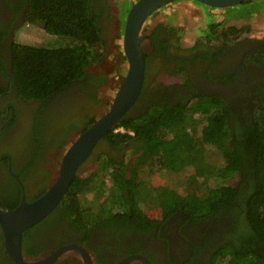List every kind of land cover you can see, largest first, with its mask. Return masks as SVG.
<instances>
[{
    "label": "trees",
    "instance_id": "1",
    "mask_svg": "<svg viewBox=\"0 0 264 264\" xmlns=\"http://www.w3.org/2000/svg\"><path fill=\"white\" fill-rule=\"evenodd\" d=\"M4 1L14 18L6 21L0 16V145H6L0 148L4 175L0 207L13 209L23 190L7 166L11 164L23 181L26 199L35 200L53 182L51 172L44 170L40 186L29 185L30 170L40 165L44 151L52 152L46 160L50 163L97 120L103 105L99 88L109 76L88 68L106 59L109 7L115 4L120 14H127L133 1ZM19 16L59 37L62 44L14 42L11 54L3 57L7 48L1 43ZM222 25L209 23L207 41L222 43L228 33L237 39L239 32L246 31V27ZM162 27L150 35L157 60L146 54L140 98L102 137L57 208L24 232L28 256L67 243L89 246L95 235L99 245L94 258L99 264L134 253L151 260L153 252H142L150 243L162 247L168 264H264V79L228 85L237 74L230 67L234 58L224 62L228 71L214 72L219 53L226 52L222 44L217 46L216 59L198 70L194 63L200 55L183 58L168 50L172 38V46L179 49L182 29L169 26L162 33ZM233 43L235 58L238 48L256 43L236 60L243 69L254 66L264 75V38ZM182 60L192 63L194 71L179 65ZM159 71L180 74L184 85L164 86L156 79ZM216 81H223L230 92L205 85ZM166 88L179 94L173 91L167 96ZM90 160L98 161V166L83 176ZM188 167L194 174L184 179L183 192L174 189L164 196L150 176L158 170L180 173ZM143 205L161 212L151 215ZM164 230L175 237L171 240ZM60 237L66 241L60 242ZM3 238L0 227V264H15ZM174 250L177 256L172 258Z\"/></svg>",
    "mask_w": 264,
    "mask_h": 264
},
{
    "label": "water",
    "instance_id": "2",
    "mask_svg": "<svg viewBox=\"0 0 264 264\" xmlns=\"http://www.w3.org/2000/svg\"><path fill=\"white\" fill-rule=\"evenodd\" d=\"M180 0H135L125 20L122 47L127 69L122 75L110 106L99 114L97 120L77 135L62 155L59 171L48 189L33 201L26 199L24 185L10 167L11 174L23 188L20 204L13 209L0 207V227L4 246L15 264H52L70 252L81 255L83 264H95L91 253L82 245L67 243L40 256L30 257L23 249L25 231L44 220L62 202L71 188L83 164L89 159L99 141L112 131L133 108L141 96L145 84L147 51L152 49L150 32L143 28L159 9ZM211 8H226L249 0H193ZM115 264H154L149 257L134 253L123 257Z\"/></svg>",
    "mask_w": 264,
    "mask_h": 264
},
{
    "label": "rangeland",
    "instance_id": "3",
    "mask_svg": "<svg viewBox=\"0 0 264 264\" xmlns=\"http://www.w3.org/2000/svg\"><path fill=\"white\" fill-rule=\"evenodd\" d=\"M117 1V0H116ZM133 2L135 0H132ZM128 13V12H127ZM110 19L107 20L109 27V34L107 45L105 46L106 59L100 63H92L88 71L90 72H104L109 76V82L99 88V95L103 101L100 112L106 110L114 95L122 82V75L127 69V63L122 47L123 30L126 20V12L120 14L117 6L113 4L109 7ZM0 16L6 21L14 18L13 12L8 8L4 0H0ZM223 22L222 26L236 25L238 27H246V31H242L241 38H264V4L261 0H249L236 6L226 7L221 9H212L211 7L204 6L193 0H180L168 5L166 8L160 9L156 12L148 22L145 24L143 31L150 32L155 24L165 23L174 24L178 27H184V34L182 37V44L184 47L190 46L195 43L198 35H206V29L209 23ZM222 26H219L222 28ZM22 43L31 45H47V46H60L62 40L57 37L46 33L37 25L26 23L23 16H19L14 23V29L10 36L5 35L2 48H7L6 51L2 50L3 57L7 56L10 52L12 44ZM164 80L173 81L174 78L168 75H162ZM4 84H7L4 81ZM225 89V87L221 86ZM102 113V112H101ZM69 145H67L68 147ZM66 147V148H67ZM66 148L61 154L52 158L49 163V170L51 177L54 180L58 174L61 158ZM98 166V161L90 160L82 172L86 175ZM153 172V171H152ZM156 173L155 175H153ZM152 176V181L155 186L163 188L161 194L168 195L178 189L183 192L185 188V180L194 174L191 167L186 168L180 173L165 172L163 170L155 171ZM109 176H104L108 181ZM185 179V180H184ZM144 207V210L152 211L151 215H159L161 210L159 208Z\"/></svg>",
    "mask_w": 264,
    "mask_h": 264
},
{
    "label": "flooded vegetation",
    "instance_id": "4",
    "mask_svg": "<svg viewBox=\"0 0 264 264\" xmlns=\"http://www.w3.org/2000/svg\"><path fill=\"white\" fill-rule=\"evenodd\" d=\"M166 7H163V8H166ZM212 9H221V8H212ZM159 25H163L164 26L160 30L162 33H165L166 29L169 26H175V27H177L179 29H182L181 34H180L179 44L177 45L179 47V49H175L172 46L173 43L175 42V39L172 38V40H171V42L169 44L168 50L170 52H172V54H175L176 53L177 56L182 55L183 58H186L188 56L191 57V56H193L195 54L200 55L199 61H197V62L194 63L197 66V69L198 70L202 69V67H207L208 64L212 63L213 60L216 59L217 52H218V47H219V45L222 44V46H225L226 52H224L223 54L219 53L220 54V57L217 60H219V59H221V60H220V62H219L218 65H215L214 66V69H215L214 72L217 73V72L222 71V70L228 71V69H226L224 67V65H225L224 62L225 63H228L229 61L231 62L232 59L234 58L235 59L234 60V63L232 62V64L230 65V67H232L231 68V71H236L237 74H236V77L233 79V81L229 82L228 85H231L232 86L233 84L234 85L235 84H243V82L249 84V81H253L254 83H256V82H260V81H262L264 79V75L261 72H258L259 71L258 68L256 69V67H254V66H249L248 68L243 69V66L241 65V62L236 60L238 58H241L242 55H243V53L245 51H247L248 48L250 50H252L254 48V46L256 45V43H249L247 47L242 46V47L238 48V53H237L236 58L233 57L234 55L233 56L231 55L233 53V50L237 47V45L234 44L233 41L234 42L235 41L238 42V41L243 40V38L240 37L241 35H239L242 32L241 33L240 32L238 33L239 38H237V39H236L235 36H231L230 33H228L227 38L223 39V42L222 43L218 39L217 40H212V41L211 40L210 41H207V38H206L205 34H202L201 36L198 35L197 39L195 40V43H193L190 46L184 47L183 44H182V37H181V35L183 36V34L185 32L184 31V27H181V26L178 27V26H176L174 24H165V23H160L159 24L158 23V24H155L153 26V28L151 29L150 35H151L152 31L157 26H159ZM13 29H14V26L12 27V31L10 33H8V36H10L12 34ZM219 32H221V30H218L217 33H219ZM151 46L153 48L150 49L149 51H147V54L148 55H151L152 58L154 57L155 60H157L156 53H155V48H154V46L152 44V40H151ZM206 54H207L208 57L205 56ZM182 61L183 62H181V63L179 62V65L185 66L187 68V70H189V71H192V72L194 71L193 70V64L192 63H189V62L184 61V60H182ZM252 71H255L256 73L253 74ZM163 74L168 75L169 77L174 78V80L173 81L164 80V78L162 76ZM156 79L158 80V82L163 83V85L164 86H167V87L184 85L183 77L180 74H171V73H169L167 71H159L157 73ZM226 80H227V78H226ZM196 85H198V84H196ZM205 85L208 86L207 88H212L213 90H215L217 88L216 91L219 90V91H223V92H230L229 91L230 90L229 88H225L224 89V88L221 87V86H223V87L225 86V84H224L223 81H216V82L209 83V84L206 83ZM166 90L167 91L165 93L167 94V96H170V97L174 94V93H172L173 91H177L175 88L174 89H167L166 88ZM176 94H179V92L177 91ZM101 112L99 114H101ZM5 146L6 145H0V148H3ZM44 152L45 153L42 155V158H40V162H39L40 165L37 168H33V169L30 170V173L28 175V180H29V183H30L29 184L30 187H35V186L36 187H39L40 186L39 183L41 182L42 176H46V173L44 172V170L50 171L49 170V162H47L46 160L51 157L52 152H48V151H44ZM7 167H8L9 172H10V167L13 170V166L11 164H9ZM13 172H14V170H13ZM10 174H11V172H10ZM15 174H17V173H15ZM11 176L18 182V180L12 174H11ZM3 177H4V175H2L0 173V178H3ZM5 177L7 178V179H5L6 181L7 180L8 181L10 180V178L6 175V173H5ZM18 177H19V175H18ZM19 180H21L20 177H19ZM22 183H23V181H22ZM18 184H19V182H18ZM23 185H24V183H23ZM19 186H20V184H19ZM22 190H23V188H22ZM24 191H25V189H24ZM22 193H23V191H22ZM165 232H166V236H168L171 240H172L173 237H175V233L174 232H172V231H165ZM98 239L99 238L97 236H95V235L92 236L90 238L91 245H89V246H87L85 244H81V243L76 242L77 244L84 246L91 253V255L93 256V260H94V263L95 264H99L95 260V258H94V249L99 245ZM59 241L60 242H65L66 240H63L60 237L59 238ZM70 241L71 242H75L74 239H70ZM51 243H53V242H51ZM151 245H155V247H151ZM145 247H146V249H144L142 252L143 253L153 252L152 253L151 260L154 262V264H158V263H160V264H168L167 258L164 257L165 256V252H164L163 249H161L162 247L159 246L158 243H156V244H152V243L146 244ZM159 248L161 249L160 252L157 251V249H159ZM52 249L55 250L56 248L54 249V247H52ZM52 249H51V251H53ZM51 251H47L45 253H48V252H51ZM45 253L39 254L38 256L43 255ZM171 253H172V255H171L172 258H174L175 256H177L176 250H174V252L171 251ZM115 257H116V255H115ZM108 259H109L108 264H115L116 263V262H114L113 258H108ZM52 264H83V261H82L81 255H79L76 252H70V253L65 254L63 257L57 259Z\"/></svg>",
    "mask_w": 264,
    "mask_h": 264
},
{
    "label": "built area",
    "instance_id": "5",
    "mask_svg": "<svg viewBox=\"0 0 264 264\" xmlns=\"http://www.w3.org/2000/svg\"><path fill=\"white\" fill-rule=\"evenodd\" d=\"M122 131V132H124V129L123 128H118V129H116V131Z\"/></svg>",
    "mask_w": 264,
    "mask_h": 264
}]
</instances>
